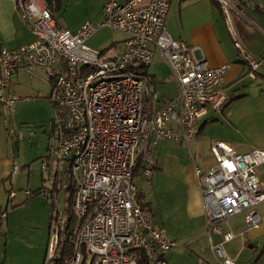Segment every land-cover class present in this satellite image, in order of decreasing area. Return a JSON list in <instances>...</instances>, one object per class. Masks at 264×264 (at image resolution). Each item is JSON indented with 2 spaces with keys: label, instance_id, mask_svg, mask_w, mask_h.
<instances>
[{
  "label": "built area",
  "instance_id": "1",
  "mask_svg": "<svg viewBox=\"0 0 264 264\" xmlns=\"http://www.w3.org/2000/svg\"><path fill=\"white\" fill-rule=\"evenodd\" d=\"M213 1L254 79L259 62L246 52L236 32L232 0ZM15 10L34 40L15 50L0 49V107L15 111L18 99L6 90L19 69L45 72L49 100L58 111L45 163L51 159L62 167V187L69 200L68 210L52 215L43 264H140L139 252L144 264H167L163 256L176 243L145 219L132 173L138 167L139 177L152 175L159 140L188 148L196 123L209 109L217 112L227 102L228 65L209 67L171 37L165 26L167 0H105L101 23L85 21L75 33L57 26L43 0H15ZM102 27L123 36L122 49L107 57L105 51L85 44ZM155 51L176 82L172 99L159 100L150 80L140 75ZM209 151L213 165L205 171L193 167L205 233L215 260L234 264L222 245L236 234L222 226L240 214L246 229L260 224L257 207L264 201V191L257 169L264 164V149L238 153L227 143L214 141ZM17 171L14 166L13 173ZM13 196L10 191L9 199ZM5 218L1 212L0 219ZM211 234L219 235L221 242L213 244Z\"/></svg>",
  "mask_w": 264,
  "mask_h": 264
},
{
  "label": "crops",
  "instance_id": "2",
  "mask_svg": "<svg viewBox=\"0 0 264 264\" xmlns=\"http://www.w3.org/2000/svg\"><path fill=\"white\" fill-rule=\"evenodd\" d=\"M43 1L47 4L58 27H60L57 22L58 16L67 22L69 18L78 16L76 31L85 21L94 26L99 25L102 21L101 13L105 0ZM117 1L122 3L126 0ZM167 2L168 11L165 26L171 37L186 44L191 49V55L197 59L203 58L209 67L219 68L228 65L229 68L224 78V93L227 97L225 105L217 112L209 109L207 114L196 123V133L189 142L188 148L185 144L177 143L179 147L186 146L190 158V143L194 145L193 147L197 153H194L195 156H192L191 163L186 166L187 173L184 178L185 183L183 182L186 191L183 197V206L187 222L173 225L171 229L167 228L166 231L161 232L164 238L176 243L175 247L165 253L163 259L167 264H219L210 251L209 237L205 233V219L198 180L194 175L193 167L198 166L202 171H205L213 165L209 147L214 141L227 143L238 153H247L253 149H264V0H232L231 18L236 32L246 52L259 62L254 73V79L249 78L248 64L233 46L222 12L216 2L213 0H167ZM33 40L34 35L17 16L15 0H0V49L15 50L24 44L31 43ZM122 40L123 36L120 34L102 27L96 30L85 41V44L94 50L106 52L114 48L119 51L122 49ZM154 53L151 64L145 70L147 75L152 78V90L155 92V88L162 86L167 80H173L176 87L174 96L166 95L161 98L156 94L159 100L172 99L177 94L176 82L166 65L160 61L158 53L156 51ZM161 63L168 71L167 78L165 76L161 77L159 74ZM41 73L37 74L39 79H42ZM30 74L27 69H19L11 78L6 93L15 97L18 96V101L15 111L8 113L7 117L0 121V213H6V218L0 219V231L5 230V233H3L5 248L13 240L16 241V230L14 231L16 226L12 225V215L16 210L11 209L16 208V200L21 201L24 198V195L18 194L14 190L15 184L13 181L15 179L13 178L19 174V168L16 173H13V167L16 165H14V159L9 157V153L15 150L16 147L18 151L19 142L25 136H28L25 132L16 133L13 127L10 126L12 125L10 118L15 116L27 104V101L17 94L22 91H29L31 93L30 97L33 99L44 97L39 95L40 91L37 92L35 86L25 84ZM31 75L35 76V74ZM48 87L50 91V85ZM0 110L3 109L0 107ZM42 129L41 135H29L34 138L30 142L32 146L30 151L34 157H38L34 159L40 158V185L42 186L43 181L47 183V187L42 186L47 191L49 190L48 194H44V196L47 197L48 195V200H52L54 204L58 200L57 198L52 199L56 190L53 176L60 175L62 167L51 159L45 163L46 155L44 151L47 148L52 131L51 129L46 131L44 127ZM10 130H14L15 133L10 135ZM39 147L41 151L35 154L34 151ZM155 160V170H157L156 154ZM197 160L198 163H196ZM24 161L26 160L24 159ZM35 162L37 160L28 164L24 162L28 171V186L30 185V178H33L35 174ZM43 165L47 167L45 171L42 170ZM257 171L264 191V164L259 166ZM23 174L24 172L19 176ZM137 178L143 179L139 176ZM10 191L14 193L11 199L8 197ZM142 196L144 195L139 189L138 198L140 201ZM144 198V202L147 203V197L144 196ZM147 204L149 205V203ZM141 206H143L142 201ZM257 212L260 215L261 222L254 229L245 228L242 214L230 219L227 226H222L223 231L229 228L236 234L234 239L222 245L226 255L234 260V264H264V201L258 205ZM157 218L166 227L162 212L159 213ZM242 232L243 236H240L239 234ZM45 234L46 230L42 229V240ZM210 237L213 244L221 242V237L217 234H211ZM41 242L39 241L34 248L35 252L31 250L32 255L29 254V260L26 264H43L45 253L43 252L42 256ZM0 264L10 263L7 262L5 256H0Z\"/></svg>",
  "mask_w": 264,
  "mask_h": 264
},
{
  "label": "rangeland",
  "instance_id": "3",
  "mask_svg": "<svg viewBox=\"0 0 264 264\" xmlns=\"http://www.w3.org/2000/svg\"><path fill=\"white\" fill-rule=\"evenodd\" d=\"M58 17L59 18H57V22L60 27L69 30L72 33L76 32V24L79 18L78 16L69 18L68 22L65 21V19L63 20L60 16ZM110 50L111 51L108 50L104 53L105 57L118 52L114 48ZM159 70H161L159 73L161 77H168V71L163 64L159 66ZM28 72L35 74V76L31 74L28 75V79H26L25 84H31L32 86H35L36 90H38L37 92L40 91L39 95L41 97L43 95L44 97H37L33 99L30 97L31 93L29 91H22L21 93L17 94L21 96L22 99H25L27 104L21 111H18L15 116L10 118V123L12 124L10 126L13 127L16 133L25 132V134L28 135L19 142L18 151L16 147L15 150L9 153V157L14 159V165L19 168V174L13 178L15 179L13 181L15 184L14 190L16 193L24 195L23 200L15 201L17 205L16 208L14 207V209H11L14 211L16 210L12 215V225L16 226L14 229V231L16 230V241L13 240L5 248L3 242V233H5V230L3 229V231H0V256H5L7 262L10 264H26L29 260V254L32 255L31 250L35 252L34 248L37 246L39 241H42V256L44 252L46 257L48 253V244L51 241L52 215L56 210L61 212L64 209L67 210L69 208L68 193L64 192L62 187L65 182L63 179V173L56 175L55 177L53 176L56 183V190L52 199L55 200L57 198V203L54 202L53 204L52 200H48V195L47 197L44 196V194H48L49 192V190L47 191L44 189L47 187V183L43 181L42 186L44 188H42L40 185V158L34 159L38 157H34L30 151L32 148L30 142L34 138L29 135H41L43 127L46 131H49L50 129L52 130L51 123L58 115V111L53 107L47 95L49 91V85L46 81L45 72L35 68L28 69ZM148 72H150V70H148ZM38 73H41L42 79L38 78ZM154 90L156 94L162 98L166 95L174 96L176 87L173 80H167L166 83H163L162 86L160 85ZM2 111L3 110H0V121L1 119L6 118L8 115L6 111H4L5 113ZM54 133L56 134L55 130ZM50 142L51 137H49V143L47 148H45V155L48 154ZM193 146L194 145L190 143L191 153L194 154L195 152L197 153V151ZM40 151L41 148L39 147L34 152L35 154H38ZM154 154H156L158 161V169L154 170L148 179L137 178L138 181L135 180V182L138 189H141L142 194L148 199L147 203H149V205L144 202V196L141 198L143 205L142 211L145 219L155 230L164 232L167 228L171 229L173 225L187 222L183 206V197L184 193L186 192L183 182L185 183L184 178L186 177L187 173L186 166L191 163V158L185 145L179 147L176 142L171 140H159L154 147ZM193 156H195V154ZM24 159L26 161H24ZM35 160H37V162H35L36 164H34L35 174L33 178H30V185L28 186V171L27 166L24 164L34 162ZM196 163H198V160ZM22 172H24L23 175L25 176H19ZM26 192L28 194H26ZM33 193L36 194L32 195ZM161 212L164 216V223L166 227L163 226L157 218ZM42 229L46 230L43 240L41 239ZM167 240L171 241L169 239Z\"/></svg>",
  "mask_w": 264,
  "mask_h": 264
},
{
  "label": "trees",
  "instance_id": "4",
  "mask_svg": "<svg viewBox=\"0 0 264 264\" xmlns=\"http://www.w3.org/2000/svg\"><path fill=\"white\" fill-rule=\"evenodd\" d=\"M146 68H141L140 69V75H145L149 80L150 82H152V78L151 76H148L147 73H146ZM139 176V168L138 167H135V169L133 170V173H132V178L133 180H136V178ZM36 193H33L32 195H35ZM143 207V206H142ZM68 210V209H67ZM264 248V246H263ZM138 255L140 256V264H144V258L142 257V254L139 252Z\"/></svg>",
  "mask_w": 264,
  "mask_h": 264
}]
</instances>
